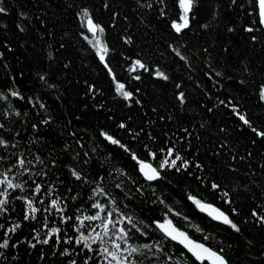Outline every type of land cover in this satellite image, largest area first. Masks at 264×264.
<instances>
[{
	"label": "trees",
	"instance_id": "16d2710c",
	"mask_svg": "<svg viewBox=\"0 0 264 264\" xmlns=\"http://www.w3.org/2000/svg\"><path fill=\"white\" fill-rule=\"evenodd\" d=\"M0 7V180L22 185L0 184L7 192L0 196L7 200L0 243L8 241L0 264H107L100 249L114 250L119 228L129 235L127 244L116 241L121 250L163 249L134 253L128 260L135 264H201L164 236L157 222L165 220L227 264H264L258 0H192L180 32L172 27L183 23L180 0H0ZM84 10L103 33L92 36ZM97 39L108 49L103 62ZM137 60L145 67L130 71ZM117 84L130 98L117 93ZM132 154L156 167L160 179L147 181ZM176 155V167L160 168ZM189 196L223 211L239 231ZM95 203L104 206L102 219L84 220L99 212ZM109 212L115 227L109 225L103 245L97 241L89 251L76 243L93 229L103 236Z\"/></svg>",
	"mask_w": 264,
	"mask_h": 264
},
{
	"label": "snow or ice",
	"instance_id": "6c2138e0",
	"mask_svg": "<svg viewBox=\"0 0 264 264\" xmlns=\"http://www.w3.org/2000/svg\"><path fill=\"white\" fill-rule=\"evenodd\" d=\"M191 3L192 0H180V6L184 9V13L185 15H183L181 17V20L183 21V23L178 24L173 22L172 27L177 31L180 32L182 29L187 28L188 27V17H187V13L191 7ZM258 8H259V18H260V23L262 25H264V0H258ZM5 9L0 7V12H4ZM83 16L87 19V26H88V31L92 32L93 36H96L97 31H99L100 33H103V28H101L99 25H96L93 23L91 17L89 16L87 10L83 11ZM253 29L249 28L248 31H252ZM85 39H87V37H85ZM90 43H92V41H89ZM94 47H96L97 49V54L99 55L100 60L103 62L105 60V56L107 55L108 49L106 46L101 44V41L99 39L96 40ZM177 55H179V53H177ZM184 57H181V59H183ZM139 66L140 68H144L145 66L140 62V61H135V63L133 64L132 68L130 69V71H135L136 67ZM105 67H107V65H105ZM109 71H111L109 69ZM158 76L162 77L163 79H168V77L162 73V72H158L157 73ZM136 79H139V77H136ZM116 91L117 93H119L120 95H122L125 99L130 98L131 93L124 91V85L123 84H117L116 86ZM11 95L13 96H18L19 93L17 92H12ZM262 98H264V92L261 93ZM180 99L183 100V94H181ZM41 107H43V105H41ZM240 119L242 121H244L245 124H248V120L245 119V117L243 115H240ZM121 127H123V125H121ZM253 131H255V129H253ZM102 135L106 136V139L110 140L113 144L118 143V141H116L115 139H113L111 136H107V134L102 133ZM258 135L260 136H264V132H260L258 133ZM5 142L3 140H0V145H4ZM153 158H155V154H152ZM168 156H172V150L169 149L168 151ZM132 159L136 160L138 165H139V171L142 173V175L144 176V178L147 181H155L157 179H160V172L158 171V169L156 167H153L152 164L150 163H146L144 161L139 160L135 154H132ZM181 157L179 155L175 156V159H172L170 162L168 159H165L161 162L160 164V168L163 169L165 166L169 165V163L171 164L172 167H176L177 166V161H180ZM25 161L23 159H20L18 161V164L20 167L24 166ZM184 166H187V162H184ZM177 171H179V168H177ZM73 175L76 177V179H81V176L73 171ZM0 184H6L7 188H21L22 189V185L21 184H13L11 180H9L6 176L3 180H0ZM119 187V185H118ZM218 186L216 184L212 185L213 189H216ZM35 191L37 193H39L40 191V186L37 185ZM103 189H98L97 194L102 193ZM7 192H0V196H6ZM225 195H227L225 193ZM189 199L192 200V202L200 209V211L202 212H207L209 216L212 217V219L214 220H219L222 221L224 224L227 225H231V227L233 229H235L236 231H239L237 225L235 223H233L228 215H226L223 211H221L218 208H215L214 206H212L211 204H206V203H202L200 200L196 199L195 197L189 196ZM163 202V201H161ZM7 203L6 199H0V210H2V206L4 204ZM28 208L31 210L32 213H35L37 211L36 208L33 207L32 205V201H28ZM114 203V201H113ZM51 206L53 208H57V201L53 200L51 203ZM93 207L99 209V212H97L96 215L94 216H88V217H84V220H101L102 217L100 215V213L104 212V206H102L99 203H95L93 204ZM60 210V209H58ZM234 211V210H233ZM255 215V213H254ZM26 219L29 218L28 216L25 217ZM123 219H126L127 222L129 224L132 225V227H136L135 223H133V219L132 217H125ZM122 222V221H121ZM81 225H83V221L80 222ZM109 225H112L113 227H115V222H113L112 220V213L109 212L107 214V217L103 219V236L99 233V232H95V229H93V232L95 233V235H90V236H85L83 233H81V235L79 236V239L76 240L77 244H83V247L88 249L89 251L92 250L91 245L96 243L97 241H100L101 244L103 245L104 243V237L109 236ZM18 227V226H17ZM157 227L160 229L161 232L164 233V236L167 238H170L173 241H177L179 244L183 245L184 248L187 249L188 252H190L192 254V256L195 257V259L197 261H200L201 264H203V261L205 260H210L212 262V264H227L226 260L224 259L223 256L219 255L218 253L210 250L209 248L205 247L204 244L201 243H197L194 242L193 240H191L186 233L179 231L175 226H173L171 220H165L163 223H159L157 222ZM199 230V229H197ZM59 229H52L53 233L58 232ZM117 231L119 232V235H117L115 237V239H113L111 241L112 244V248L114 250H110L108 247H102L100 249V254L104 257V259L107 261V264H112L113 261L116 262V264H135L134 261H129L128 257L132 256L134 253L135 254H140L143 255L144 254V250H147L149 252L152 251L153 247L156 248L157 252H161L163 251V249L160 247L159 244H156L155 246L152 244H143L140 245L139 247H134L131 245H128V247L124 248L123 250H121V245L120 243H117V240L123 241L125 244H127L128 239H129V235H128V231L125 230L124 228H119L117 229ZM91 240V243H89V241ZM49 241L47 239L43 240L42 243L47 244ZM8 245V241L4 240L3 243H0V248H5ZM126 252L127 256H123L121 254V252ZM109 257L111 259H109ZM169 259H171V257H169Z\"/></svg>",
	"mask_w": 264,
	"mask_h": 264
},
{
	"label": "water",
	"instance_id": "95a60500",
	"mask_svg": "<svg viewBox=\"0 0 264 264\" xmlns=\"http://www.w3.org/2000/svg\"><path fill=\"white\" fill-rule=\"evenodd\" d=\"M183 9V8H182ZM183 11H184V9H183ZM190 12H191V7H190V9H189V11H188V13H187V15H189L190 14ZM263 28H264V25H263ZM92 33V32H91ZM97 34H98V31H97V33H96V36H97ZM203 213H205L206 215H208V213L205 211V212H203ZM209 216V215H208ZM210 218H212L211 216H209ZM214 220V219H213ZM215 221H217V222H219V223H222V224H224L222 221H219V220H215ZM173 241V240H172ZM175 244H178V245H181V244H179L177 241H173Z\"/></svg>",
	"mask_w": 264,
	"mask_h": 264
},
{
	"label": "bare ground",
	"instance_id": "6f19581e",
	"mask_svg": "<svg viewBox=\"0 0 264 264\" xmlns=\"http://www.w3.org/2000/svg\"><path fill=\"white\" fill-rule=\"evenodd\" d=\"M92 34V33H91ZM92 36H93V34H92ZM94 37H96V36H94Z\"/></svg>",
	"mask_w": 264,
	"mask_h": 264
}]
</instances>
